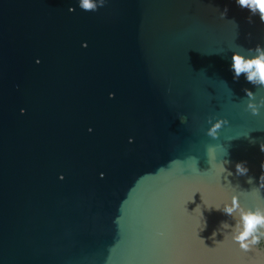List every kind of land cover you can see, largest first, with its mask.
<instances>
[{
	"label": "water",
	"instance_id": "water-1",
	"mask_svg": "<svg viewBox=\"0 0 264 264\" xmlns=\"http://www.w3.org/2000/svg\"><path fill=\"white\" fill-rule=\"evenodd\" d=\"M248 16L235 0H0V264H264V241L243 252L210 208H264V108L244 91L264 88L231 70L264 46ZM209 117L228 121L215 139Z\"/></svg>",
	"mask_w": 264,
	"mask_h": 264
},
{
	"label": "clouds",
	"instance_id": "clouds-1",
	"mask_svg": "<svg viewBox=\"0 0 264 264\" xmlns=\"http://www.w3.org/2000/svg\"><path fill=\"white\" fill-rule=\"evenodd\" d=\"M105 2L106 0H78V6L84 11L94 12L100 7H103ZM235 3L239 8L246 9L249 12V16L247 17L249 24L253 23L252 17L255 16H258L260 23L264 24V0H235ZM68 11L72 12L74 11V8L69 7ZM227 11V8L223 11H219L221 19L226 17ZM248 35L250 37L251 33ZM248 51L253 53L249 57L233 52L231 57V70L234 73L233 80H238L240 75L244 74L247 82L253 85H258L260 88H264V46L257 44L255 48H250ZM244 91L247 96L246 108L253 115H258L260 109L264 108V99L255 103V93L248 89H244ZM180 121L181 123H185L186 117L181 118ZM207 123L210 126L206 129V135L215 139L218 136V130L226 125L228 121L219 118L213 121L212 118L209 117ZM250 142L255 143L256 141L252 140ZM259 150L261 153H264V143L259 144ZM224 163H228V161H225ZM220 166L225 171L222 163ZM260 168L262 174L259 177V186L255 188L257 192L264 189V160L261 161ZM235 172L237 175L246 176L248 174L246 162L241 161L236 163ZM247 182L252 183L253 178L249 177ZM210 208L220 210L235 219V226H230L226 222H221L220 229L231 228L230 232L225 233L224 240L230 238L233 242L238 244L243 252L252 250L264 241V208L244 209L241 207L238 198L235 195L232 197L230 203H223L222 208L221 206ZM206 227V222L202 223L200 230L203 231ZM215 236L216 232L214 231L212 237L214 238Z\"/></svg>",
	"mask_w": 264,
	"mask_h": 264
}]
</instances>
